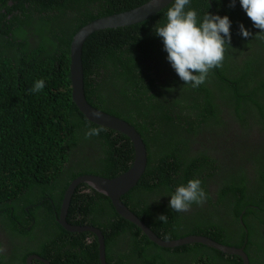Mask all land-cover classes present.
<instances>
[{
    "label": "trees",
    "instance_id": "1",
    "mask_svg": "<svg viewBox=\"0 0 264 264\" xmlns=\"http://www.w3.org/2000/svg\"><path fill=\"white\" fill-rule=\"evenodd\" d=\"M148 1L0 0V230L7 241H0V264H26L34 253L51 264H100L95 236L67 234L55 216L71 181L122 174L134 149L126 136L90 123L72 101L70 43L92 21ZM171 4L144 22L98 30L83 45L87 102L129 123L147 148L146 171L121 200L163 240L209 236L250 249V264H264V37L239 0L234 7L231 0H190L186 10H195L198 21L207 13L231 21L222 66L207 76L215 82L193 88L171 67L154 32ZM240 24L252 34L247 39ZM41 79L43 90L31 92ZM206 110L207 122H197ZM97 127L104 131L86 138ZM193 139L208 151L190 155ZM191 179L202 181L207 199L176 213L170 195ZM67 222L101 230L107 264H156L157 251L173 253L180 264H242L202 245L157 247L84 183L72 195ZM22 243L31 250L19 257Z\"/></svg>",
    "mask_w": 264,
    "mask_h": 264
},
{
    "label": "clouds",
    "instance_id": "2",
    "mask_svg": "<svg viewBox=\"0 0 264 264\" xmlns=\"http://www.w3.org/2000/svg\"><path fill=\"white\" fill-rule=\"evenodd\" d=\"M235 2H236V0H231L230 6L234 7ZM159 3H160V0H157L156 4H159ZM239 3L241 5L243 11L246 13L247 17L252 21L253 27L261 30L260 34H258V35L261 37H264V0H239ZM189 4H190V0H174V2L171 4V6L168 7V9H167L166 22L162 26L159 25V23H158L155 26L154 32H155L156 36H158L159 38L162 39L163 45H164V51H166V53H167V61L171 64V67L175 70L176 74L184 82V84L185 85H191L193 88H198L201 85V86L205 87V89H206V88L210 87L215 82L214 77H207L208 73L210 72V70H212L214 68H219L222 66V63L224 60L225 47L226 46L230 47V44H231V33H230L231 21L229 20V18L227 16L220 17L219 15H212L209 13L204 15L201 21H198L197 12L195 10H192V9L186 10V8ZM125 12H127V11H125ZM239 34L245 39H247L248 37H250L252 35L249 31H247L245 29L243 24L239 25ZM82 67H83V64H82ZM83 78H84V76H83ZM83 82H84V80H83ZM44 87H45V81L43 79H41V80H38L35 82L34 87L30 91L33 93L40 92L43 90ZM221 110H223V109H221ZM209 114H210V110H206L205 113L198 118L197 122L206 123L207 119H209L208 118ZM99 118L100 117L97 116V119H99ZM190 121H193V120H190ZM102 131H104V129L100 128V127L90 128L85 133V136H86V138H90L93 136H99ZM187 146H189L188 153L190 155L204 153V150L208 151L207 147H205L201 142L195 141L194 139L191 142L187 143ZM133 162H134V160H133ZM132 164H131V166H132ZM131 166L129 167V169L131 168ZM146 168H147V165H146ZM128 170H126V171H128ZM224 170L227 171L229 169L227 166H225ZM145 171H146V169H145ZM125 172H123V173H125ZM143 175H142V177H143ZM93 176H96V175H93ZM118 176H116V177H118ZM98 177H100V176H98ZM116 177H114V178H116ZM102 178H104V177H102ZM114 178H106V179H114ZM140 179H139V181H140ZM201 184H202V181L200 179H191L187 182L186 185L178 186L176 188L175 192L170 195L171 199L169 201V207L176 213H186V212L190 211L191 206L193 204L202 205L206 201L207 195L204 192V190L202 189ZM137 185H138V183L133 188H135ZM88 187L91 188L90 186H88ZM213 190H214V186L211 184L210 185V191L213 192ZM130 191H128L127 193H129ZM126 194H124L122 197H124ZM105 197H107V196H105ZM122 197H121V199H122ZM121 202H122V200H121ZM111 205H112V203H111ZM60 207H61V205H60ZM68 209H69V207H68ZM128 210L131 211L129 208H128ZM59 213H60V211H59ZM59 213L55 216V220H56V223L62 228V230L64 232H66L67 234L85 233V232H69L66 229H64L58 223ZM67 213H68V210H67ZM241 216H242V214L239 216V218ZM157 220L161 221L163 223H167L168 217L166 215H160L157 217ZM199 220H200L199 218L193 216L194 222L199 223ZM65 221H66L67 225L80 226V225L69 224L67 222V215H66ZM8 222L9 221H4L2 224L4 226H6L8 224ZM83 226H89V225H83ZM83 226H81V227H83ZM90 227H93V226H90ZM94 228H96V227H94ZM96 229H98V228H96ZM98 230L101 232L100 229H98ZM141 232H142V230H141ZM86 233H89V232H86ZM219 233L220 232L217 229L216 230V236H218ZM101 234H102V232H101ZM102 236H103V234H102ZM191 236L204 237V238H207L214 243H217L219 245H223L221 243L216 242L215 239H212L209 236L197 235V234L196 235L195 234L194 235H186L184 237H181L178 239H173V240H163L161 238L160 239L163 241H177V240H181V239H184L186 237H191ZM103 239H104V236H103ZM96 240H97V238H96ZM0 241H3V242L6 241L3 230H0ZM67 241L68 240L65 239V242H67ZM246 242H247V240H245V243ZM104 243H105V241H104ZM151 243H153V242H151ZM97 244H98V242H97ZM154 245H156V244H154ZM186 245H202L206 248L213 249V248L208 247L206 245H203L201 243H191V244H186ZM156 246L161 248V249L171 250V251H173L176 248L182 247V246H179V247H175V248H162L158 245H156ZM224 246L242 249V251L247 256L249 264H250V259H249V254H251L250 249H248V251L247 250L245 251L244 247H234V246H228V245H224ZM32 250H34V249H32ZM213 250H216V249H213ZM0 251H2V249H0ZM216 251H218V250H216ZM166 253H168V252H166ZM222 254H225L228 256H233V257L236 256V255L227 254V253H222ZM33 255H37L40 259L45 260L48 263H50L48 260L42 258L37 253L31 254L28 257L33 256ZM98 255H99V253H98ZM105 256H106V253H105ZM237 257H239V256H237ZM35 261L44 264L41 260H38V259H33L31 261V264H33V262H35ZM99 262H100V260H99ZM26 264H27V259H26Z\"/></svg>",
    "mask_w": 264,
    "mask_h": 264
},
{
    "label": "water",
    "instance_id": "3",
    "mask_svg": "<svg viewBox=\"0 0 264 264\" xmlns=\"http://www.w3.org/2000/svg\"><path fill=\"white\" fill-rule=\"evenodd\" d=\"M174 0H149L143 5L130 11L114 14L92 21L83 26L72 38L70 44V80L71 98L79 112L91 123L118 132L131 140L134 149V162L131 168L114 179H106L93 175H83L74 179L67 187L61 202L58 223L69 232H89L95 235L98 242V253L100 264H106L105 243L101 232L90 226H70L65 218L71 201V197L79 184H87L96 192L107 196L116 211L124 220L134 224L154 244L162 248H175L191 243H201L222 253L239 256L242 264H249L248 258L242 249L219 245L204 237L191 236L177 241H163L158 238L148 227H146L128 208L121 202V197L130 191L142 177L147 165V149L139 133L126 121L107 114L92 107L86 100L84 94V78L82 67V49L87 38L94 32L102 29H115L128 27L150 19L155 14L169 6ZM97 116L100 118L97 119ZM33 259L41 260L44 264H50L40 259L37 255L27 258V264Z\"/></svg>",
    "mask_w": 264,
    "mask_h": 264
},
{
    "label": "rangeland",
    "instance_id": "4",
    "mask_svg": "<svg viewBox=\"0 0 264 264\" xmlns=\"http://www.w3.org/2000/svg\"><path fill=\"white\" fill-rule=\"evenodd\" d=\"M77 165L79 167L82 166L80 160H78ZM187 217L191 220H193V214L187 215ZM22 240V239H21ZM22 247L23 250L21 252V254L19 255V257L23 256L24 252L28 249L31 250V246H26L24 243H22ZM158 255L156 258V264H180L183 259L175 256L173 253H166V252H162V251H157ZM152 259V257H151Z\"/></svg>",
    "mask_w": 264,
    "mask_h": 264
},
{
    "label": "flooded vegetation",
    "instance_id": "5",
    "mask_svg": "<svg viewBox=\"0 0 264 264\" xmlns=\"http://www.w3.org/2000/svg\"><path fill=\"white\" fill-rule=\"evenodd\" d=\"M222 112H223V110L220 111L218 114H221ZM224 119H225V118H220V120H221L222 122H224ZM226 160L230 163L229 158H227ZM224 162L227 163L225 160H224Z\"/></svg>",
    "mask_w": 264,
    "mask_h": 264
},
{
    "label": "bare ground",
    "instance_id": "6",
    "mask_svg": "<svg viewBox=\"0 0 264 264\" xmlns=\"http://www.w3.org/2000/svg\"><path fill=\"white\" fill-rule=\"evenodd\" d=\"M11 256V255H10ZM4 258V257H3ZM8 258V257H7Z\"/></svg>",
    "mask_w": 264,
    "mask_h": 264
}]
</instances>
